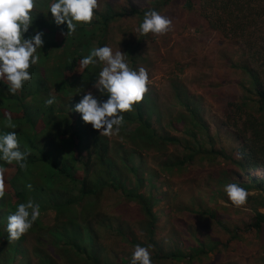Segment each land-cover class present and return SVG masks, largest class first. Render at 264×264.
<instances>
[{"label": "trees", "instance_id": "1", "mask_svg": "<svg viewBox=\"0 0 264 264\" xmlns=\"http://www.w3.org/2000/svg\"><path fill=\"white\" fill-rule=\"evenodd\" d=\"M170 1L151 0L148 7H131L121 12L110 7L104 12L94 10L92 22L78 25L71 36L61 35V29L67 30L66 25L57 27L50 23L51 13L49 18H45L42 12L34 9V21L28 34H34L33 29L44 32L45 44L38 50L40 62L29 69L32 79L15 95L0 83V132L15 131L21 150L29 152L23 169L15 161L10 164L0 161L4 177L10 175L4 179L5 192L0 198V264H129L127 259L119 257L110 262L113 259L108 253L105 231L109 235L116 233L117 238L134 247L137 244L149 246L153 264L170 259L202 261V255H208L207 250L199 253L200 250L194 246L188 252L181 248L165 251L155 239V227L161 216L154 209L161 198L154 195L155 183H152L148 195L143 196L145 171L141 161L136 165L134 158L140 156L139 150L142 153L162 151L170 143L178 142V139L158 131L157 118L153 120L158 113L157 106H151V101L143 98L134 104L132 111L125 112L124 125L119 133L125 140L121 138V142L103 136L91 124H85L79 113L72 111V106L80 99L78 93L91 90V82L99 71L98 66L82 68L80 59L93 47L108 45L110 23L131 15L139 24L148 8L160 12ZM48 2L40 0L41 5ZM191 3V0H186L188 7ZM252 4L249 0H203L205 10L215 16L218 29H228L232 33H247L259 20L261 14L258 9L262 11L264 4L255 12L252 10L256 5L253 7ZM41 11L46 12V8ZM258 43L259 40H255L250 47L255 49L253 46H256L257 50L248 61H238V67L244 74L243 97L230 105L233 116L227 123L245 141L243 148L239 149L242 158L233 160L250 179L243 186L249 190H261L264 194V178L249 174L253 170L264 172V54L262 45ZM137 50L135 43L125 42V55L130 57L128 61L135 69L139 60ZM173 87L177 99L190 112L185 128L189 131L199 128L204 139L205 136L210 137L208 125L197 109L191 107L185 90H181L178 84ZM49 97H55L52 105L45 103ZM8 114L14 128L5 126ZM201 136L194 140V144H187V140L183 145L187 155L184 161L177 162L178 167L193 162L201 154L206 155L205 159H217L223 155L228 158L223 151L205 146ZM129 144H133L135 149H129ZM81 151L87 153V159L79 154ZM78 156L85 164L83 170L77 165ZM170 167L175 165L169 163L162 169ZM128 174L133 176L128 177ZM107 190L135 202L143 211V222L148 227L145 243L138 240L136 234L133 236L125 225L121 224L116 229L113 222L103 216L101 200ZM28 200L40 205V216L19 240L9 242L5 230L8 216L16 211L19 203ZM259 206L264 208V198ZM258 207L254 209L256 215L251 226L260 229L264 224V213ZM208 212V209H203L199 213ZM210 215L221 223L213 213ZM237 231H231L233 237ZM46 249L58 250V253L52 257ZM26 255H29L28 260Z\"/></svg>", "mask_w": 264, "mask_h": 264}, {"label": "rangeland", "instance_id": "2", "mask_svg": "<svg viewBox=\"0 0 264 264\" xmlns=\"http://www.w3.org/2000/svg\"><path fill=\"white\" fill-rule=\"evenodd\" d=\"M150 1L98 0L100 12L107 11L109 7L117 12L131 7L145 8ZM249 1L253 7L256 5L254 12L264 4V0ZM191 2V7L186 5V0H171L164 6L160 13L172 21V27L162 35L149 33L140 39L139 33L134 31L138 22L131 15L112 21L107 30L108 45L114 50L120 49L125 54V42L128 40L137 45V70L144 67L149 75L144 98L158 108L153 120L157 118L156 126L162 135L178 139L162 151L142 153L139 150L140 156L134 158L136 165L141 161L145 171L143 196L148 195L152 183H155L154 195L161 198L154 209L161 216L155 227V239L165 251L181 248L188 252L194 246L200 250L199 253L203 250L209 252L202 255V261L170 259L159 260L155 264H264V224L260 229L251 226L256 215L254 209L262 202L264 194L258 189H247L246 204L237 207L223 190L227 183H237L245 188L243 185L250 180L233 162L235 158H242L239 149L243 148L245 141L227 121L233 116L230 105L243 97L244 74L238 67V61H248L257 50L256 46L250 49L255 40H259L264 54V9H258L261 16L247 33H232L228 29H218L215 16L205 10L203 0ZM174 84L185 90L191 107L197 109L208 125L210 137L208 135L204 139L199 128L194 131L185 128L190 112L177 99ZM91 90L95 92V89ZM199 136L204 139L205 146L223 151L228 158L223 155L217 159H205L206 155L201 154L193 162L178 167L177 162L184 161L187 155L183 145L187 140V144H194ZM106 137L118 142L124 139L119 134ZM127 147L135 149L133 144ZM79 154L87 159L85 151ZM78 161L77 165L83 170L84 162ZM169 163L175 167L162 169ZM249 174L264 178L261 171L253 170ZM131 176L133 174H128ZM203 209H208V214L199 213ZM100 210L113 222L114 228L125 225L133 236L137 235L138 240L144 243L148 240L143 211L135 202L107 190ZM258 210L264 213L262 206ZM237 229V235L233 237L231 231ZM104 233L108 253L113 259L110 262L118 257L129 261L134 246L117 238L116 233ZM46 250L52 257L58 253V250Z\"/></svg>", "mask_w": 264, "mask_h": 264}, {"label": "clouds", "instance_id": "3", "mask_svg": "<svg viewBox=\"0 0 264 264\" xmlns=\"http://www.w3.org/2000/svg\"><path fill=\"white\" fill-rule=\"evenodd\" d=\"M46 8V12L41 11ZM34 9L49 18L50 23L61 29V35L71 36L78 25L91 23L94 10H99L98 0H49L41 5L40 0H0V83L5 84L10 94L15 95L25 83L32 79L29 69L40 62L38 50L44 47V32L33 29ZM172 21L155 8H148L143 13L142 21L134 31L140 36L162 35L171 30ZM82 68L99 67L96 78L92 81V90H86L72 106V111L79 113L85 124H91L94 130L105 136L118 135L124 125V113L133 110L134 104L140 102L147 92L148 71L144 67L138 70L129 63L120 49L111 46L93 47L80 59ZM106 97V99L104 98ZM73 99V98H72ZM55 97H49L45 103L52 105ZM6 127H13L8 114ZM28 151H22L15 131L0 132V161H15L20 168L25 167ZM30 187V186H29ZM224 192L234 206L247 202L249 192L237 183H227ZM4 174L0 170V198L4 196ZM40 216V205L32 200L17 205L16 211L8 216L6 239L17 241L27 233ZM29 255H26L28 260ZM28 262V261H27ZM129 264H153L149 246L135 245L131 252Z\"/></svg>", "mask_w": 264, "mask_h": 264}]
</instances>
